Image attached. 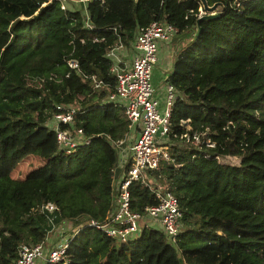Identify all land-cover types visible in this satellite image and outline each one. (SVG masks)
<instances>
[{
  "label": "trees",
  "instance_id": "trees-1",
  "mask_svg": "<svg viewBox=\"0 0 264 264\" xmlns=\"http://www.w3.org/2000/svg\"><path fill=\"white\" fill-rule=\"evenodd\" d=\"M208 1L225 5L222 16L202 21L201 35L178 56L170 77L180 93L172 134L200 136L198 145L174 146L158 177L184 214L177 244L147 227L117 245L84 225L70 239L67 264H168L178 251L186 264H264V0ZM200 6L93 0L89 28L81 9H63L60 0H0V264L16 260L22 245L47 243L54 225L103 220L112 208L117 153L108 136L129 132L121 108L101 103L116 84L105 56L117 42L113 27L133 38L165 18L182 33L196 26ZM69 59L79 61L80 74ZM92 75L105 87L94 89ZM59 104L78 108L76 124L94 135L91 144L58 151L47 120ZM227 156L238 163L223 162ZM31 157L44 164L14 177ZM131 193L135 210L158 202L141 182ZM47 203L59 209H43Z\"/></svg>",
  "mask_w": 264,
  "mask_h": 264
},
{
  "label": "built area",
  "instance_id": "built-area-1",
  "mask_svg": "<svg viewBox=\"0 0 264 264\" xmlns=\"http://www.w3.org/2000/svg\"><path fill=\"white\" fill-rule=\"evenodd\" d=\"M60 1L63 9L76 10L69 4L73 5L71 1H76L88 12L87 5L93 0ZM204 13L201 5L198 16ZM85 16L86 26L93 28L89 12ZM113 30L117 42L108 48L105 56L111 61L110 72L116 84L101 103H111L121 108L129 121V132L121 139L108 136L117 153L112 208L103 220L54 225L53 231L58 228L70 231L60 242L52 243L51 240L55 239H50L47 243L22 245L19 257L11 264H67L70 239L84 225L103 231L117 245L136 240L147 227L161 231L169 243L176 245L178 242L184 214L178 198L159 183L158 177L162 178V161L171 159L170 151L174 146H186L189 143L198 145L200 136L195 134L191 138L188 133L180 137L172 134V111L180 93L171 80L165 78L168 70L163 71L161 85L155 84V72L161 60L160 53L168 49L166 44L179 35L181 29L167 19L160 18L139 28L133 38L122 36L121 25L114 26ZM68 64L80 74L78 60L69 59ZM90 78L94 89L105 87L104 82L95 75ZM56 108L47 120V126L56 135L58 151L70 154L81 146L91 144L94 135L76 124L78 108L67 104H59ZM178 138L182 139L181 142H177ZM137 181L147 185L158 200L156 204L145 206L142 211L132 208L131 185ZM43 209L54 212L59 208L56 204L47 203ZM49 219L53 222L55 216H49Z\"/></svg>",
  "mask_w": 264,
  "mask_h": 264
},
{
  "label": "water",
  "instance_id": "water-1",
  "mask_svg": "<svg viewBox=\"0 0 264 264\" xmlns=\"http://www.w3.org/2000/svg\"><path fill=\"white\" fill-rule=\"evenodd\" d=\"M202 8L204 9L205 13L198 17L196 20L195 31L190 28L182 32L181 34L175 36L170 44L168 51L170 53V69L167 73V79H170L171 75L173 74L177 62L178 56L181 52L186 49L189 45H191L198 37L201 35L203 27L202 21L206 20H217L221 18L224 10L225 5L222 2H215L213 4H209L208 0H199ZM243 0H234L233 5H238L239 2Z\"/></svg>",
  "mask_w": 264,
  "mask_h": 264
},
{
  "label": "rangeland",
  "instance_id": "rangeland-1",
  "mask_svg": "<svg viewBox=\"0 0 264 264\" xmlns=\"http://www.w3.org/2000/svg\"><path fill=\"white\" fill-rule=\"evenodd\" d=\"M71 2L73 3V5L71 3H69V4L72 6V8H74V9H83L82 12L84 14L88 13L86 10H84L85 8H84V6L81 3L76 2V1H71ZM192 29L195 31L194 27ZM224 29H225L224 27H220V26H216L215 27V31L216 32H220V31L223 32ZM170 42H168L166 44V46H168V48H169ZM159 57H160L161 60H160L159 65L157 66V69H162V62H163V65H168L169 68H170V64H171L170 63V53H169L167 48H166V51L163 50L160 53ZM159 74H160L159 72H157V71L155 72L156 76H158ZM165 74H167V73H165ZM160 79H161V76H160ZM221 160L223 162H229V163H234V164L238 163V159L236 157H231V156L223 157V158H221ZM43 164H44L43 161H37L36 159L31 157L29 159H25V160L21 161L15 167V169L12 172V174L16 178H22V177H25L27 175V173L29 171H31L32 169L37 168L39 166H42ZM66 224H70V223L66 222ZM140 225H141V223H140ZM56 230L57 231H53V234H52V238L51 239H55L54 241L51 240L52 243H56L58 241L60 242V240L65 238L67 236V234L69 233V231H70V229H65V231H64V228L63 229H59L58 228ZM167 256H170V255L168 254ZM163 264H166V263L164 262ZM168 264H186L182 252L181 251L177 252L176 259L173 256H170V262Z\"/></svg>",
  "mask_w": 264,
  "mask_h": 264
},
{
  "label": "crops",
  "instance_id": "crops-1",
  "mask_svg": "<svg viewBox=\"0 0 264 264\" xmlns=\"http://www.w3.org/2000/svg\"><path fill=\"white\" fill-rule=\"evenodd\" d=\"M162 66L164 69H158L157 72H159L160 74L158 76L155 75V84L156 85H161L162 77H163V73H164L163 71H166V70L169 71V69H170L168 65H163V62H162ZM161 71H162V73H161ZM160 76H161V79H160ZM166 77H167V75L165 76V78Z\"/></svg>",
  "mask_w": 264,
  "mask_h": 264
}]
</instances>
